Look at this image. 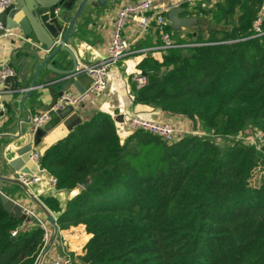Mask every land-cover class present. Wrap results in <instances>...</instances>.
I'll use <instances>...</instances> for the list:
<instances>
[{
    "label": "trees",
    "instance_id": "16d2710c",
    "mask_svg": "<svg viewBox=\"0 0 264 264\" xmlns=\"http://www.w3.org/2000/svg\"><path fill=\"white\" fill-rule=\"evenodd\" d=\"M263 0H221L209 29L185 45L144 58V87L134 104L195 119L222 141L185 135L168 143L136 131L121 140L115 119L96 111L48 147L40 164L55 189L86 187L56 214L58 229L84 226L85 252L71 264H264V137L259 149L239 137L264 134V18L252 23ZM167 31V27H165ZM12 230H17L14 236ZM36 219L15 217L0 202V264H35L45 248Z\"/></svg>",
    "mask_w": 264,
    "mask_h": 264
},
{
    "label": "crops",
    "instance_id": "0c3cea01",
    "mask_svg": "<svg viewBox=\"0 0 264 264\" xmlns=\"http://www.w3.org/2000/svg\"><path fill=\"white\" fill-rule=\"evenodd\" d=\"M16 1L13 4H16ZM134 1L136 0H106L105 4L99 8L85 5L83 12L75 23L74 31L69 35V45L76 56L77 64L90 65L105 56V49L110 40L116 12L122 6ZM219 1L221 0H153L152 10L162 13L166 18L168 23L167 32L172 41L175 44L185 45L193 40L197 34L206 39L209 36L210 28H229L223 22L215 23L212 20L211 9ZM172 8H179L175 20L169 17ZM13 9H6L2 12L1 16L5 23ZM260 11L264 14V0ZM71 16L72 12L69 13L68 19ZM65 27L66 24H64L63 30ZM26 28L30 30L29 26H26ZM10 30L16 34L26 36L32 44L17 37L1 35L0 66L9 65L16 70L17 74L20 71L24 74L27 73L25 83L29 85L35 74L32 69L33 66L48 53L32 31L25 35L20 28H11ZM122 34L130 44L129 53L112 68L106 90L99 94L90 95L85 101L76 106H66L63 108L64 115L62 119H58L42 128L35 129L33 127L32 123L28 121V113L33 114L45 108L51 102L52 98L48 87L43 88L38 93L39 95L36 90L32 91L24 102L25 110L21 108V99L14 102L13 105L17 109V112H14L10 103L16 95H12L8 101H1L2 96L9 91L0 83V175L6 178H14L16 174L21 172L20 170L26 162L30 161L28 155L32 151L38 152L41 157L48 147L70 132L76 125H73L76 120H80V122L89 120L96 111L110 114L115 119L116 124L121 121L122 112H127L148 116L156 121H169L182 129L194 127L195 122L191 118L183 115L167 114L150 106L133 103V72L141 71L139 64L144 58L161 61L165 51L160 47L161 39L154 23L145 31H142L137 24L129 22ZM43 35L48 38L46 33H43ZM34 52L39 53V61L35 59ZM45 76L52 79L57 78L46 68H40L36 84H41L42 78ZM23 83L24 81H21V84ZM88 84V75L83 71L76 72L74 79L65 92H81L87 88ZM51 88L54 94L61 91V87L57 84L52 85ZM23 95L24 93L18 94L19 97ZM120 133L123 139L131 134L126 129ZM36 164L39 165L40 160ZM14 167H19V169H14ZM41 177L43 178L41 182L28 188L56 216L60 212L54 214L44 203L45 199L53 197L59 203V206L63 208L65 203L74 197L81 187L78 186L72 191H58L49 183L48 178L50 177L48 174ZM0 191L15 204L34 211L45 225L48 234L47 241L49 242L53 231L52 227L23 186L10 181H0ZM89 237L90 234L86 233L84 226L81 224L59 229L57 237L44 260L63 258L67 256L68 252L82 255L85 252V245Z\"/></svg>",
    "mask_w": 264,
    "mask_h": 264
},
{
    "label": "built area",
    "instance_id": "2783aa9c",
    "mask_svg": "<svg viewBox=\"0 0 264 264\" xmlns=\"http://www.w3.org/2000/svg\"><path fill=\"white\" fill-rule=\"evenodd\" d=\"M14 2L15 0H0V15ZM152 9L153 0H136L118 9L113 21L110 40L105 49V56L93 64H77L76 66V72L83 71L90 78V84L88 87L78 93L64 92L57 98L56 102L49 109L39 110L31 114V123L35 129L44 127L50 121L51 111L61 110L66 106H76L85 101L90 95L99 94L106 90L112 68L129 53L130 44L122 34L124 28L129 22H134L137 24L142 31H145L149 26H151L152 23H154L161 39V49L165 51L176 46L169 33L165 30V27H167L168 24L166 18L162 13L154 12ZM263 18L264 14L260 11L257 18L252 23V30L254 32L253 36H260L263 33L261 30V21ZM0 29L2 30L1 35L3 36L17 37L32 44L30 39H28L26 36L16 34L10 29H3V23L1 20ZM16 75L17 72L13 67L9 65L0 66L1 84H3L7 77H13ZM132 81L134 82L136 88L144 87L148 82L147 74L139 70L135 71L132 74ZM121 115V121H118L116 124L117 132L121 140L123 139V136L120 132L126 129L129 133H134L136 131L149 132L168 143L176 142L185 135L209 137L215 140L217 143L222 141V139L216 135L213 130L206 131L202 129L195 119H192L195 122L193 128L182 129L176 127L172 122L156 121L148 116H143L138 113L122 112ZM263 137L264 134L262 132H256L253 134L245 133L244 136L239 138L254 144L256 149H259L260 142ZM29 159L38 163L40 160V155L38 152L32 151L29 155ZM15 178L27 187H30L43 180L41 176L29 175L21 172L16 174ZM48 180L51 186L55 188L56 179L54 177H50ZM22 213L26 216V219H36L42 225L43 229L45 230L44 236L46 242H48V234L46 232L45 225L36 216L34 211L27 208H22ZM16 232L17 230H12L11 235L14 236ZM42 252L38 256L35 264H71L68 256L63 258H53L47 261H45L43 257L41 260L40 257Z\"/></svg>",
    "mask_w": 264,
    "mask_h": 264
},
{
    "label": "water",
    "instance_id": "95a60500",
    "mask_svg": "<svg viewBox=\"0 0 264 264\" xmlns=\"http://www.w3.org/2000/svg\"><path fill=\"white\" fill-rule=\"evenodd\" d=\"M106 0H17L16 4L10 5L8 9H13L10 17L6 20L0 15V20L3 23V29L20 28L22 33L28 35L32 31L36 39L44 46L45 51L48 53L44 58H41L38 52H34L36 60H40L33 66L35 72L29 85L25 83L27 77L23 72H19L16 76L7 77L3 82V86L7 89L6 94L1 98L2 100L8 101L12 95H16L11 99V108L14 112L17 109L13 103L21 99V108H24V102L27 96L32 91L36 90L38 94L43 88L48 87V91L51 94V102L41 110L49 109L57 100V97L61 96L66 89L70 86L71 81L74 79L76 74L77 60L73 50L70 47L69 35L74 31L75 23L83 12L85 5H90L93 8H99L105 4ZM72 12V16L68 19L69 13ZM179 8H172L169 13V17L173 20L177 19ZM64 24H66L65 29ZM30 27V30L26 26ZM46 33L48 38L43 35ZM2 30L0 29V36ZM26 64V63H25ZM40 68H46L52 75L57 78L43 77L41 84H36V79ZM21 81L24 83L21 84ZM57 84L61 87V91L57 94L53 93L51 88L52 85ZM90 84V78H89ZM88 84V85H89ZM88 87V86H87ZM24 93L22 97L18 94ZM39 95V94H38ZM63 109L57 111H51V119L46 124H51L58 119L63 118ZM31 113H28V121L31 122ZM80 120H76L74 124H77ZM45 125V126H46ZM29 158V155H28ZM14 169H19L14 167ZM21 173L30 175L47 176V172L44 170L42 165H38L33 161L26 162L25 166L20 170ZM0 181H10L23 186L24 190L28 193L32 201L40 208L45 215L48 223L52 227L51 238L46 244L40 259L47 254L52 244L54 243L58 234V224L55 216L48 210V208L35 196L29 188L22 184L18 179L6 178L0 175ZM89 178H85L83 181L78 183V186L84 188L88 185ZM0 202L3 208L15 217L25 219V215L22 213L20 205L12 202L7 196L0 192Z\"/></svg>",
    "mask_w": 264,
    "mask_h": 264
},
{
    "label": "rangeland",
    "instance_id": "374dc122",
    "mask_svg": "<svg viewBox=\"0 0 264 264\" xmlns=\"http://www.w3.org/2000/svg\"><path fill=\"white\" fill-rule=\"evenodd\" d=\"M262 165L258 166L255 170H254V174L252 177V181L253 184H257V182L259 183L261 181V177L264 176V171L263 169H261Z\"/></svg>",
    "mask_w": 264,
    "mask_h": 264
}]
</instances>
